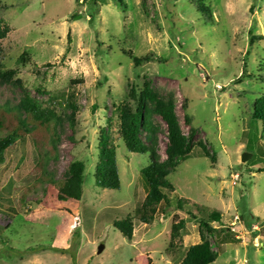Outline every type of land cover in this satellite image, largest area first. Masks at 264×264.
Instances as JSON below:
<instances>
[{
  "label": "rangeland",
  "instance_id": "1",
  "mask_svg": "<svg viewBox=\"0 0 264 264\" xmlns=\"http://www.w3.org/2000/svg\"><path fill=\"white\" fill-rule=\"evenodd\" d=\"M0 18L10 29L0 40V69H16L45 107L68 115L72 96L78 109L75 126L65 121L52 136L54 154L46 141L44 168L29 135L6 152L0 264H179L202 242L190 214L207 218L213 211L223 216L213 227L234 233L233 239L205 233L218 254L214 264H264V130L252 118L264 90V0H1ZM23 54L26 63L19 61ZM148 56L135 66V58ZM145 81L161 99L174 101L184 134L186 113L196 130L190 157L168 176L176 190L168 195L170 206L161 204L151 225L137 215L150 153L146 145L140 153L127 150L116 113L131 87ZM21 96L20 88L0 83V105L15 106ZM154 120L165 131L161 118ZM101 130L117 146L119 190L96 184ZM158 138L165 159V133ZM245 153L251 156L242 163ZM74 161L86 164L80 201L47 184L35 189L43 169L61 180ZM177 196L188 204L178 207ZM175 216L186 227L182 242L171 247ZM127 217L135 225L131 241L114 227Z\"/></svg>",
  "mask_w": 264,
  "mask_h": 264
},
{
  "label": "trees",
  "instance_id": "2",
  "mask_svg": "<svg viewBox=\"0 0 264 264\" xmlns=\"http://www.w3.org/2000/svg\"><path fill=\"white\" fill-rule=\"evenodd\" d=\"M203 11L205 17L210 16L208 7H205ZM9 32V27L0 18V40L5 39ZM24 57L25 54L20 57L19 61L26 63ZM149 59V56L143 59L135 58L134 64L136 67H140L142 62ZM0 83L10 84L22 91L21 99L15 106H11L9 102L0 105V133L3 134L0 136V165L5 162L6 152L13 148L19 140L29 135L41 154L38 165L44 168L47 155L43 149L48 142H53L52 136L56 135L57 129L65 121H69L72 127L75 126L78 109L72 100V96L67 102V109L70 110V113L63 115L58 113L54 106L45 107L41 101L31 97L25 89L23 80L18 77L16 69L4 71L0 69ZM72 83H82V81L73 80ZM184 109H187L186 104ZM116 113L119 120L118 133L127 150L130 153H140L146 145L150 153L151 165L141 171L147 194L141 207L137 210V215L142 224L151 225L158 207L161 204H166L169 207L168 195L176 192L168 180V176L180 166L181 161L188 159L191 155L196 131L192 125V117L188 113L184 116L185 123L190 128L189 133L184 134L175 112L174 101L161 99L148 81H145L141 88L133 85L128 92L127 99L116 108ZM155 116L160 117L164 122L165 131L155 124ZM252 118L261 122L264 130V90L252 105ZM162 131L167 138L165 159L160 154L158 138ZM143 135H145V141L142 139ZM55 145V142L51 144L50 154L55 153ZM197 147L205 158L215 162V155L211 154L205 143L198 142ZM44 170H42L43 175L35 181V189L39 187L37 185L47 184L61 197L68 200L80 201L82 199L86 170L84 162L74 161L70 163L61 180H53L52 177L44 175ZM260 172H264V168ZM95 177L97 186L102 189L119 190L121 187L117 146L109 130H101L100 133ZM177 198L178 207L181 208L188 204L186 200L180 199L178 196ZM11 212L14 213L15 210H11ZM190 215L198 223L202 242L191 246L179 264H214L218 254L205 233L214 238L223 236L226 239H233L234 233L222 225V228L213 227V223H222L223 216L219 212L213 211L209 213L207 218H197L192 213ZM134 226L133 220L129 217L114 224V227L129 241L133 239ZM185 227L186 221L175 216L170 236L171 247L182 242V233Z\"/></svg>",
  "mask_w": 264,
  "mask_h": 264
},
{
  "label": "water",
  "instance_id": "3",
  "mask_svg": "<svg viewBox=\"0 0 264 264\" xmlns=\"http://www.w3.org/2000/svg\"><path fill=\"white\" fill-rule=\"evenodd\" d=\"M250 154H247V153H245V154H243L242 155V158H241V162L242 163H245V162H247L248 161V159L250 158ZM102 249H103V247L101 246L100 248H99V253L102 251Z\"/></svg>",
  "mask_w": 264,
  "mask_h": 264
},
{
  "label": "built area",
  "instance_id": "4",
  "mask_svg": "<svg viewBox=\"0 0 264 264\" xmlns=\"http://www.w3.org/2000/svg\"><path fill=\"white\" fill-rule=\"evenodd\" d=\"M238 180V176H236V178H234V181H237Z\"/></svg>",
  "mask_w": 264,
  "mask_h": 264
}]
</instances>
